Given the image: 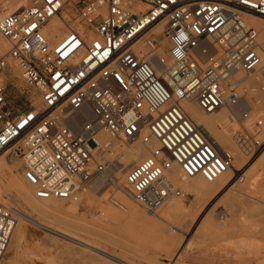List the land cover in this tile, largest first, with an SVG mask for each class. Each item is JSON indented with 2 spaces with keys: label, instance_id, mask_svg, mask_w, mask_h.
I'll return each instance as SVG.
<instances>
[{
  "label": "built area",
  "instance_id": "obj_1",
  "mask_svg": "<svg viewBox=\"0 0 264 264\" xmlns=\"http://www.w3.org/2000/svg\"><path fill=\"white\" fill-rule=\"evenodd\" d=\"M247 16L264 21V0H30L0 16L9 45L0 58V153L21 159L36 198L76 200L82 189L110 181L112 165L101 155L112 141H139L149 153L124 186L158 217L183 195L181 183L213 182L236 161L190 117L187 102L206 114L246 104L234 143L246 157L264 148V118H253L255 89L244 82L258 70L264 94L260 31ZM56 17L67 24L59 42L44 33ZM13 67L38 93L22 111L2 82ZM17 222L0 201V264Z\"/></svg>",
  "mask_w": 264,
  "mask_h": 264
},
{
  "label": "rangeland",
  "instance_id": "obj_2",
  "mask_svg": "<svg viewBox=\"0 0 264 264\" xmlns=\"http://www.w3.org/2000/svg\"><path fill=\"white\" fill-rule=\"evenodd\" d=\"M12 1L15 2V0ZM5 4L3 7L0 5V15L5 13L2 11ZM260 23L264 27V22ZM4 53L6 54L7 52L0 54V58ZM19 76H17L15 70L9 69L6 76L2 79L7 88L8 101L15 105L14 109L16 111H22L31 104H35V98L38 95L37 91L27 86L18 78ZM253 87L257 90L253 92L257 105H254L252 116L253 118L261 115V117H264V95L260 93L257 84ZM247 123H245L246 127L253 128L252 120ZM8 160L12 165L19 167L23 165L18 157L8 156ZM134 166L127 168L128 171ZM112 170H114L113 167ZM9 179L8 193L13 198L10 203L0 201L10 209L16 208L24 213L27 221L19 219L16 215L19 220L18 223L20 222L21 224L20 232L17 237L14 236L1 264H48L49 259H47L48 255L46 254L52 252L54 254L56 251L58 253L54 255L58 254L64 260L63 254L69 257L68 252H66L68 251L67 245H73L76 248L72 247L75 251L73 255L79 257L85 247L79 242L78 244L70 243L67 241L69 238L66 236L41 225L40 223H45V221L42 218H38V215L35 216L36 213L33 212V208L37 204L35 195H29L26 191H22L23 189L14 177ZM121 180L122 177H119L118 182H121ZM102 186L96 191L90 190V187L86 188L88 191L84 192L86 193L85 195L91 193L94 201H98V203L95 202L96 205L92 207L81 205L79 213L75 218L72 217L73 221L78 220L77 222L87 224L90 227L93 224H100L101 208L108 204L107 201L109 200L107 198L113 199L118 194L110 181L104 182ZM213 193L204 200L201 199V201H198L193 194L188 195L184 199L185 204L191 205L192 208L194 206V211L191 206L190 209L197 216L190 223H185L178 219H176L177 221L172 220L171 224L175 222L174 226L182 227V235L177 238H173L175 234L170 226L164 225L156 217H151L140 207L137 208V205L130 199L132 205L129 208H132V210L135 208L134 212L140 211L139 213L148 218L150 222L145 224V222L143 223L140 220L141 223L138 219L136 220L133 216L131 217V215L123 213V211L116 208L124 216L118 218L119 220H111L114 230H112L111 225L102 226L99 230L98 239L99 241L101 240L102 244L104 242L105 244L103 245L105 246L108 239L114 238V256L132 262V264H184L181 259L182 252L212 249L220 245H223L235 257L242 259L253 258L256 261L255 264H264V148L252 157H246L244 154L241 171L237 177H234L231 184L222 188L218 187ZM176 198L178 199L179 197ZM234 199L236 200L234 201ZM233 202L234 204H231ZM70 204V201H66L65 206L67 207ZM122 206L127 205L122 203ZM182 212H185V210L183 209ZM160 214H162V211ZM31 218L33 220L36 219L40 223L28 220ZM160 223L161 226L163 225L162 227ZM55 225L56 227L52 226V228L65 232L64 229L57 228V221ZM95 231L98 232V230L94 229V234H98ZM96 234L94 236L97 238ZM96 238L92 237L94 240ZM79 240L87 243L83 239ZM52 249H56V251ZM87 249L92 250L88 247ZM101 249L110 251L104 247ZM67 257H65V260H67Z\"/></svg>",
  "mask_w": 264,
  "mask_h": 264
},
{
  "label": "bare ground",
  "instance_id": "obj_3",
  "mask_svg": "<svg viewBox=\"0 0 264 264\" xmlns=\"http://www.w3.org/2000/svg\"><path fill=\"white\" fill-rule=\"evenodd\" d=\"M4 4L5 7L4 9H2V11L5 12L4 14L13 13L28 6L30 4V0H15V2L12 0H0L1 7H3ZM4 14H1L0 16ZM64 17L69 18V20L71 19L68 12H64ZM246 19L249 21L250 24L256 26L260 31V38H259L260 52L262 55V62L264 65V27L260 23L264 21L254 16H247ZM66 28H67V24L60 17H56L44 28V33L48 35V37H50V39L53 42H59L62 40L63 37H65ZM5 51L6 52L9 51V45L8 42L0 35V54H2ZM161 53H163V51H161ZM13 70H15L17 76L20 75L17 67H13ZM257 72L258 70L244 77L245 84L248 85L251 89H254L253 86L256 84L259 85L260 83V78L258 76L259 74ZM242 77H243L242 75H237V78H242ZM256 91L257 90H252L248 97L249 104L253 107L252 113L254 111V105H257V101L253 95V92ZM245 106L247 105L243 104L242 106L236 107L234 109L222 108L221 110L215 113L206 114L198 107V105L195 102H187L185 104L184 108L187 111V113L190 115V117L195 121L197 125H199L204 129L205 133L208 135V137L211 139L213 143L220 145L224 149L234 150L236 154V161L234 163V167L232 170L222 175L213 182H208L203 177L197 176L185 183L180 184L183 190V195L172 196L170 198L171 200L169 199L166 205L162 208L161 210L162 214L156 217L161 223L171 227L172 232L175 234L173 238H177L180 235H182V227L180 228L174 226L173 224H175V222L171 224L172 220L178 219L185 223H190L191 221L193 222L192 219H194V217L197 216L193 212L194 206L192 208V206L190 205L193 210L191 212L190 206H188V204H185L184 202V199L188 195L191 194L195 195L198 201H201V199L204 200L206 197L210 196L215 191L216 188L217 189L218 187L222 188L223 186L231 184L234 177L235 176L237 177L238 173L241 171L244 153L240 151L239 148L234 143L232 137V129H236L238 127L237 124L238 116H240L241 110L244 109ZM249 129L252 128L249 127ZM102 138L106 139V136L102 134ZM149 149L150 148L148 146L142 145L139 141L130 143L124 140H114L112 141V145L110 146V148L107 149L105 153L101 155L107 162H110V164L114 168V170L110 171L109 177L111 184L113 185V187H115V190L118 194L116 195V197H113V199L107 198L109 201H107L108 204L104 205L100 210V218H99L100 224L97 223L98 225L93 224L92 227H90L87 224L77 222L78 220L77 221L72 220V217L75 218V216L79 213V209H80L79 207L81 205L82 206L85 205L86 207H92L93 205H96L95 202L98 203V201H94V199L91 196V193L85 195L86 193L84 192L88 191L87 189H82L78 194V198L76 200L74 199L59 200L53 198L47 200H41L36 198L35 196V198L37 199L36 200L37 204L33 208V212L36 213L35 216L38 215L37 216L38 218H42V220L45 221V223L42 222L40 223L36 221V219L33 220L32 218L28 220L35 223H40L41 225L51 230H54L55 232L60 233L63 236H66L67 238H69V240L67 241H69L70 243L78 244L79 242L85 247V248L83 247L85 250L83 249L84 251L80 254L79 257H77L73 255V253L75 252L73 248L75 247H73V245L72 246L67 245L66 247L68 248L67 249L68 251H66V249L65 251L68 252L69 257L63 254L62 257L64 256V260L61 259L60 255L58 254L54 255L55 253L58 252L56 251V249H52L56 252H54L53 254V252L50 250V252L52 253L46 254L49 256V257L47 256V259H49L48 264H132V262L125 261L114 256V238L111 237V239H108L105 247L103 245L105 243L103 242L102 244V242H100L101 240L99 241L98 235H99V230L102 228V226L107 227L108 225H111L112 230H114L113 228L114 226L112 225L111 220L114 221L118 218L123 217L124 216L123 213L129 214L131 215V217L133 216L136 220L138 219L139 221L140 220L143 221V223L145 222V224L150 222L148 218H146L144 215L139 213L140 211L134 212L133 210L135 208H133V210L132 208L131 209L129 208V206L132 205L131 204L132 202H130L132 199L129 197L125 186H123L125 184V177L128 172L127 168H129L132 165L139 164L147 156V154L149 153ZM9 154L10 151L0 153V200L6 201L7 203H10V200H12L13 198L11 197L10 193H8V185L10 180L9 178L11 177L15 178L19 186L23 189L22 191H26L29 195H33V196L35 195V187L30 185L23 176V165L19 167L17 165L10 164L8 160ZM178 170H179L178 167H176V171ZM119 177H122L121 182H118ZM104 182H105L104 178L100 179L90 187V190L96 191L100 189L101 187H103L102 185ZM174 197L175 198L179 197V198L175 199ZM235 200L236 199H234V201ZM66 201L67 202L70 201L71 203L67 207L65 206ZM122 203L127 205L128 207L122 206ZM231 204H234V202ZM116 208L120 209V211H123V213L120 212L119 210H116ZM11 209L16 211L17 213L16 215L18 216L19 219L26 220L24 213H22L16 208H11ZM183 209L185 210V212H182ZM56 221L58 225L57 228L64 229L65 231L64 233L52 228V226L56 227L55 225ZM20 225H21L20 222L16 224L12 240L14 236L17 237L18 233L20 232ZM94 229L98 230V232L95 231L98 233V234L95 233L97 235V238L96 236H94L95 235ZM92 237L93 238L95 237L97 240L92 239ZM79 239H83L87 241V243H84ZM87 247L91 248L92 250L87 249ZM103 247L109 249L110 251H105L104 249H101ZM65 257H67V260H65Z\"/></svg>",
  "mask_w": 264,
  "mask_h": 264
},
{
  "label": "crops",
  "instance_id": "obj_4",
  "mask_svg": "<svg viewBox=\"0 0 264 264\" xmlns=\"http://www.w3.org/2000/svg\"><path fill=\"white\" fill-rule=\"evenodd\" d=\"M181 259L184 264H255L256 261L253 258L242 259L235 257L229 253L223 245L195 250L184 251L181 254Z\"/></svg>",
  "mask_w": 264,
  "mask_h": 264
}]
</instances>
